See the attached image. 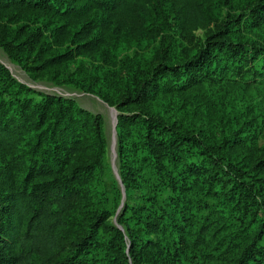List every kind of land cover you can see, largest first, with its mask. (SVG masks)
I'll return each instance as SVG.
<instances>
[{"label": "trees", "instance_id": "1", "mask_svg": "<svg viewBox=\"0 0 264 264\" xmlns=\"http://www.w3.org/2000/svg\"><path fill=\"white\" fill-rule=\"evenodd\" d=\"M215 1L0 0V21L11 13L64 21L52 29V42L41 30L22 25L10 31L1 22L0 45L31 71L57 69L80 55L110 59L105 46L111 40L161 32L167 7V17L172 14L184 33L209 27ZM257 6L264 8V0ZM234 21L210 32L194 54L174 57L163 37L151 67L128 64L130 80L121 72L111 76L114 83L126 80L118 94L119 86L106 89V78L78 68L81 76L73 81L120 112L117 149L126 202L117 218L123 230L112 226L106 243L99 231L113 213L93 204L94 186L111 168L102 115L72 98L39 94L0 63V264H229L234 257L235 264H264V155L248 168L239 155L244 149L249 158L256 154L242 134L252 122L211 139L154 106L157 98L187 95L219 80L231 60L240 61V71L255 61L264 47L231 40ZM68 40L72 46L65 47ZM246 175H257V183ZM199 195L216 201L203 219L196 212ZM218 205L261 228L227 232L231 224Z\"/></svg>", "mask_w": 264, "mask_h": 264}, {"label": "rangeland", "instance_id": "2", "mask_svg": "<svg viewBox=\"0 0 264 264\" xmlns=\"http://www.w3.org/2000/svg\"><path fill=\"white\" fill-rule=\"evenodd\" d=\"M257 4L258 0H216L211 6L214 16L213 23L209 27L196 30L192 35L184 33L178 27L172 14L167 17V7L166 15L163 17L165 20L160 17L161 32L146 31L138 39H113L110 44L105 46L111 50L110 59L106 58V54L97 57L80 55L57 69L31 71L0 45V63L8 68L19 82L39 94L72 98L82 108L102 115L103 128L108 140L106 162L111 168L105 171L103 180L95 184L93 204L94 208H104L113 215L105 222L106 226L99 231L101 242L106 243L112 239V226L123 230V226L117 220L126 202V191L124 190V196L120 184L117 125L115 126V112H118V115L120 112L96 90H85L78 85L79 80L73 81L74 77L81 76L76 74L78 68L84 66L92 70V73L97 74L100 79L106 78V82L103 84L106 89L119 86L120 90L114 89V92L118 94L126 80L123 77L122 83L119 84L118 81L114 83L111 76H116L121 72L119 75H127V80H130V70L126 68L128 64L132 68L137 65L151 67L158 52L161 51V47L165 45L168 46L169 53L174 57L182 56L186 52L194 54L205 44L210 32L216 31L218 26H221L229 18H235L233 23H229V27L232 29L229 35L231 40L247 42L250 46L260 44L264 47V8L258 7ZM1 22L7 25L10 31H15L14 29L22 25H25L24 28L28 32L41 30L47 35L48 42L54 40L52 34L54 26L64 23L63 20L42 13L6 14ZM72 28L76 30L79 27ZM163 37L165 45L161 46ZM66 46H72L69 40L66 41ZM255 56V61L252 64L241 65L243 66L242 71L237 67L240 61L231 60L229 72L223 73L219 80L206 81L201 89L196 88L187 95L176 94L171 98H157L154 104L156 110L172 119H178L190 129L211 133V139L221 136L222 131H226V135H228L229 130L235 131L245 122L247 124L252 122L253 129L242 131V134L248 136V144L256 149V154H251L249 158L247 156L249 150L244 149L239 153L243 158L244 168H248L252 159L264 155V51L257 50ZM224 65L225 63L222 64V66ZM253 67H256L257 70ZM37 98L39 99L40 96L37 95ZM124 111L131 113L128 107H125ZM245 177L248 182L252 183L256 182L257 175H246ZM198 199V203H195L196 212L198 217L203 219L209 214L210 206H214L216 201L206 198L204 195H199ZM216 208L223 210L228 224H231L227 227V232L237 233L244 230L247 233H254L261 228L259 221H249L251 217L244 221L237 218V211L227 210L222 205H218ZM260 216L264 219L263 213L260 212L259 218ZM260 243L264 246V236ZM235 258L231 259L229 264H235Z\"/></svg>", "mask_w": 264, "mask_h": 264}, {"label": "water", "instance_id": "3", "mask_svg": "<svg viewBox=\"0 0 264 264\" xmlns=\"http://www.w3.org/2000/svg\"><path fill=\"white\" fill-rule=\"evenodd\" d=\"M115 113H116V119H115V126H116L117 125V122H118V119H117L118 112H115ZM120 184L122 185V188H123V191H124L125 189H124V186H123V183H122V180L121 179H120ZM124 196H125V191H124Z\"/></svg>", "mask_w": 264, "mask_h": 264}, {"label": "bare ground", "instance_id": "4", "mask_svg": "<svg viewBox=\"0 0 264 264\" xmlns=\"http://www.w3.org/2000/svg\"><path fill=\"white\" fill-rule=\"evenodd\" d=\"M116 153V152H115ZM115 159V158H114Z\"/></svg>", "mask_w": 264, "mask_h": 264}]
</instances>
